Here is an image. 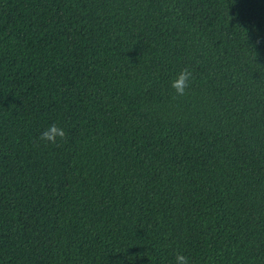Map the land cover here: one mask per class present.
Segmentation results:
<instances>
[{
    "label": "trees",
    "instance_id": "16d2710c",
    "mask_svg": "<svg viewBox=\"0 0 264 264\" xmlns=\"http://www.w3.org/2000/svg\"><path fill=\"white\" fill-rule=\"evenodd\" d=\"M177 253L264 264V0H0V264Z\"/></svg>",
    "mask_w": 264,
    "mask_h": 264
},
{
    "label": "clouds",
    "instance_id": "9594fccd",
    "mask_svg": "<svg viewBox=\"0 0 264 264\" xmlns=\"http://www.w3.org/2000/svg\"><path fill=\"white\" fill-rule=\"evenodd\" d=\"M192 77L191 71L185 67L181 70L178 77L172 81L171 87L175 89V92L179 96L185 94V89L188 87V81ZM66 132L58 124L53 123L48 126L40 135L39 139L49 144L58 145V141L66 139ZM176 264H189V258L183 254L177 253L175 256Z\"/></svg>",
    "mask_w": 264,
    "mask_h": 264
}]
</instances>
